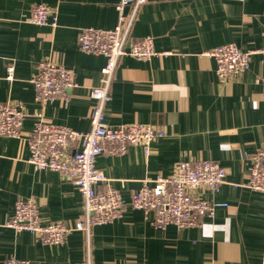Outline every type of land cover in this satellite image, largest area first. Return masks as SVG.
<instances>
[{
  "label": "crops",
  "instance_id": "0c3cea01",
  "mask_svg": "<svg viewBox=\"0 0 264 264\" xmlns=\"http://www.w3.org/2000/svg\"><path fill=\"white\" fill-rule=\"evenodd\" d=\"M56 11L57 25L28 21L33 5ZM117 0H0V102H20L25 117L20 137L0 134V264L8 257L30 264H81L90 243L94 264H264V194L247 187L248 155L264 148V55L251 56L249 68L220 80L213 47L234 43L244 51L264 44V0H148L138 11L129 42L154 37L164 55L148 60L120 58L105 107L112 126L150 123L163 131L150 144L125 154H101L96 166L126 202L121 218L95 225L90 237L74 230L63 245L47 244L29 231L6 226L19 198H33L44 222L74 226L84 211L77 185L55 171L28 161L27 137L42 119L89 131L107 58L79 47L84 27L113 28ZM129 11L127 8L126 12ZM70 68L79 86L68 100L37 101L32 78L39 63ZM14 67L13 78L7 67ZM183 159H207L227 171L217 191L193 194L217 203L212 216L194 227L154 224V211L130 202L144 179L173 175Z\"/></svg>",
  "mask_w": 264,
  "mask_h": 264
},
{
  "label": "built area",
  "instance_id": "2783aa9c",
  "mask_svg": "<svg viewBox=\"0 0 264 264\" xmlns=\"http://www.w3.org/2000/svg\"><path fill=\"white\" fill-rule=\"evenodd\" d=\"M148 0H117V24L111 29L84 27L78 36L79 47L88 53L106 56L101 69L100 84L92 87L95 100L90 114L89 131H80L66 125H58L39 119L27 137L28 161L37 170L55 171L71 179L83 196L84 211L74 226L61 222H44L37 202L33 198H19L14 213L6 226L15 232L29 231L38 240L47 244L63 245L69 233L81 230L90 237L95 225L110 223L123 216L126 202L121 192L110 185H103L106 176L96 166L101 154L122 155L136 145H143L149 152L151 142L163 134L150 123H129L112 126L106 122L105 107L111 100V86L115 70L121 57L132 55L148 60L164 55L154 45V37L147 35L129 42V35L138 11ZM127 8L129 11L126 12ZM28 21L36 25H57L56 11L46 3L33 5ZM264 55V44L260 49L244 51L234 43L217 45L206 51L217 63L216 72L220 80L226 81L245 72L251 56ZM14 67H7V77L13 78ZM37 101L42 104L59 98L68 100L72 90L79 86L74 72L65 65L43 60L39 71L32 78ZM264 100V81L262 85ZM25 117L20 102H0V134L20 137ZM250 160L247 187L264 194V148L248 155ZM227 171L216 162L207 159H183L173 175L144 179L141 187L132 194L130 205L134 209L154 211V224L164 228L169 224L179 227H194L202 223L205 216H212L217 203L193 194L199 187L217 191L226 180ZM3 264H30L29 260L8 257ZM81 264H94L90 243Z\"/></svg>",
  "mask_w": 264,
  "mask_h": 264
}]
</instances>
